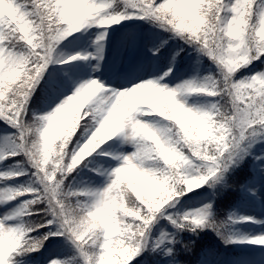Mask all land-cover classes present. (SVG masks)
Listing matches in <instances>:
<instances>
[{
    "label": "snow or ice",
    "instance_id": "obj_1",
    "mask_svg": "<svg viewBox=\"0 0 264 264\" xmlns=\"http://www.w3.org/2000/svg\"><path fill=\"white\" fill-rule=\"evenodd\" d=\"M125 20L160 31L113 41L107 30ZM92 28L101 29L94 51H58ZM181 53L183 71L196 75L173 85ZM93 60L111 84L75 74ZM41 102L43 114L32 108ZM0 124V165L12 166L0 170V264H24L45 241L61 249L45 264H143L145 252L152 264H210L217 252L194 251L185 231L264 246V235L228 231L264 219H220L214 207L229 189L264 196V0H0ZM249 157L252 173L240 181ZM84 169L93 186L76 188L70 178ZM17 177L27 183H6ZM177 205L193 207L171 211ZM160 220L173 231L153 238Z\"/></svg>",
    "mask_w": 264,
    "mask_h": 264
},
{
    "label": "rangeland",
    "instance_id": "obj_2",
    "mask_svg": "<svg viewBox=\"0 0 264 264\" xmlns=\"http://www.w3.org/2000/svg\"><path fill=\"white\" fill-rule=\"evenodd\" d=\"M140 24H147L145 21L141 20H125L122 21L121 24L118 25H112L107 31L109 33V36L114 41L117 37H119L124 32H137L141 34L144 37H149L160 30L154 29V28H147L146 30L140 29ZM101 31V29L92 28L90 30H86L82 33H77L73 37H69L67 40H65L61 45L58 51L64 53L65 55L71 56V55H77V54H87L88 51H94L92 47V41L95 40V34ZM164 35V34H163ZM79 40V43H73V41ZM150 46V44H149ZM168 52L166 53L165 58L168 59L171 57L172 51L175 50V45L173 42L170 43L168 46ZM111 51V42L106 38L105 40V55L106 57ZM191 50H189L190 52ZM145 53L147 56H150L151 53L147 52V48H145ZM185 54H183V57ZM191 57H195L196 53H191ZM188 59V58H187ZM186 59V61H187ZM75 63V62H74ZM96 61L89 62H82V66L79 69H75L74 72L77 76H79L83 80H87L90 78H96V79H109L110 73L107 71L106 67L103 66L100 72H93V68L95 66ZM178 63L177 62L173 66V72L181 73V75L178 76L177 79H174L171 81L173 85L176 83H179L182 79H188L192 75H196V73H190V72H184L183 68L179 69L176 68ZM160 64V63H159ZM161 68L163 70V67L165 65V61L160 64ZM178 67V66H177ZM51 70V69H50ZM208 70V64L205 62H201L200 65V72L199 75H203L204 72ZM213 70V69H212ZM123 71V69H121ZM109 84H111V80L109 79ZM114 86V85H113ZM37 104V103H36ZM39 106V103L37 104ZM39 114H43V104H41L37 110ZM5 127V126H4ZM4 127H0V132L3 131ZM264 147V145H257V148ZM128 151H131L130 148H128ZM12 167L11 165H0V170H5L6 168ZM92 174L88 171H83L80 173V176L77 177L75 187L82 188L87 186H93V181L90 179V176ZM22 182L26 183L27 180H23ZM20 179H14L7 181L6 183L12 186H16L22 183ZM3 185H0L2 187ZM94 186H99V183L97 182ZM250 199L243 200L239 202L235 208V217L238 219L241 216H256L257 218L264 219V196H261V199L259 201L256 200L255 197L249 193ZM259 195V193H258ZM199 206V205H195ZM193 206H181L177 205V209H173L171 211L179 210L181 213L186 211H191ZM5 211V208L0 207V215H2ZM160 231H168L172 232L173 229L170 225L167 224L166 221L160 220L157 222L152 230V237L156 238L158 237ZM234 236L237 238L242 237H249V238H256L261 235H264V226L261 225H255V224H247V223H239V224H233L232 225V231ZM241 246L242 253L234 257V255L230 254L229 256L223 255V254H217L214 257H209L210 264H251V262L258 260L261 256H264V246L259 245H251V244H242L238 245ZM61 250L57 245L53 244L51 245L46 251H44L41 255H36L35 258H27L24 260V264H45V257L48 256L50 253L54 251ZM208 251V250H207ZM259 256V257H258ZM161 264H165V262L162 260Z\"/></svg>",
    "mask_w": 264,
    "mask_h": 264
},
{
    "label": "trees",
    "instance_id": "obj_3",
    "mask_svg": "<svg viewBox=\"0 0 264 264\" xmlns=\"http://www.w3.org/2000/svg\"><path fill=\"white\" fill-rule=\"evenodd\" d=\"M149 24V23H148ZM152 26V25H148L147 27ZM145 28V26L143 27ZM166 35V34H164ZM172 41L168 42V45L165 47V49H163V53L164 56H166V53L168 52L169 49V45ZM192 52V51H191ZM195 53V52H193ZM184 53H181L178 56V63L177 66L179 67H183L184 64L186 63L185 58L183 57ZM203 62H205L206 64H208L209 62L204 59L202 60ZM160 63H163V61H159ZM214 70V68H213ZM39 92V89H38ZM33 100H36V97H33ZM38 104V103H37ZM36 103H34L32 105L33 110L37 111L39 106L42 104L39 103V106ZM0 127H4V125L0 124ZM252 159L251 157H249V159L247 161H245L244 164H241L239 168L236 169L235 172V176H237L239 178L240 181H244L246 179V177H248L251 173H252ZM83 167V166H81ZM84 171H88L87 169H84ZM77 179L76 174H73V177H71L70 179ZM16 179H20V181L22 182L23 180H27V177H17ZM27 183V182H26ZM21 184H24V182H22ZM75 187V186H74ZM78 188V187H76ZM204 191V190H201ZM190 196L192 195L191 193L189 194ZM250 196L249 194L247 195H243L239 190L236 189H229L225 192V194L223 195V197H216L215 199V203H214V207L218 210V216L220 219H226L227 216L231 213L235 216V208L237 206V204L243 200L249 199ZM223 209V211H219L220 209ZM236 218V217H235ZM232 225L233 224H229L228 227V231L230 234L234 235L232 231ZM40 231H43V229H41ZM38 233H34L33 235H37ZM59 239V238H56ZM194 239L196 241V248L194 249V251L203 253L206 252L209 249H214L217 254H224L226 256H229L230 254L234 255V257H237L240 255V253L242 252V248L241 246L238 245H224L219 238L215 235V233L211 232V231H202L200 232L198 237H193L192 234L188 233V232H182L180 233V240L181 241H188ZM51 245H49V243L47 241H45V245L44 247L40 250L39 253H32L30 254L29 257H25L24 260H26L27 258H35L36 255H41L44 251H46ZM177 249L180 248V245L177 244L175 246ZM147 256V252L142 253L140 257H137L138 261H143V264H152V258L148 257L147 260L144 259V257ZM195 257L193 258V264H195ZM134 264H136V262L134 261Z\"/></svg>",
    "mask_w": 264,
    "mask_h": 264
}]
</instances>
